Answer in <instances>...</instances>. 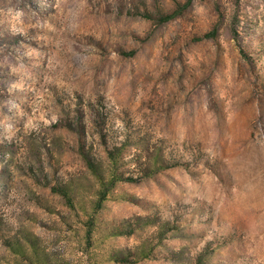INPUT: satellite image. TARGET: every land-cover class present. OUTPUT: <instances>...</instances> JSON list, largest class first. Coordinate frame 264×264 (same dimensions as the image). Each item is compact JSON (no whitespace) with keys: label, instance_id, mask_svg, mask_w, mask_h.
<instances>
[{"label":"rangeland","instance_id":"374dc122","mask_svg":"<svg viewBox=\"0 0 264 264\" xmlns=\"http://www.w3.org/2000/svg\"><path fill=\"white\" fill-rule=\"evenodd\" d=\"M0 264H264V0H0Z\"/></svg>","mask_w":264,"mask_h":264},{"label":"trees","instance_id":"16d2710c","mask_svg":"<svg viewBox=\"0 0 264 264\" xmlns=\"http://www.w3.org/2000/svg\"><path fill=\"white\" fill-rule=\"evenodd\" d=\"M188 5V3L187 2H185V3H183V4H179V5H177V7L175 8V9H173L171 12H169V13H161L160 15H159V21L160 22H167V21H169L170 19H172V18H174L175 16H177V15H179L182 11H183V9L186 7ZM147 14H148V12H147ZM113 157H114V155H115V153L114 152H112V154H111ZM112 157V158H113ZM115 158V157H114ZM156 159L154 160V162L153 163H148V167H151V166H154L155 164H156ZM166 166V164H161L158 168H163V167H165ZM130 179H132V177L130 178ZM61 190V189H60ZM61 192L63 193V194H66L65 193V191H62L61 190Z\"/></svg>","mask_w":264,"mask_h":264},{"label":"clouds","instance_id":"9594fccd","mask_svg":"<svg viewBox=\"0 0 264 264\" xmlns=\"http://www.w3.org/2000/svg\"><path fill=\"white\" fill-rule=\"evenodd\" d=\"M14 222V221H13Z\"/></svg>","mask_w":264,"mask_h":264}]
</instances>
